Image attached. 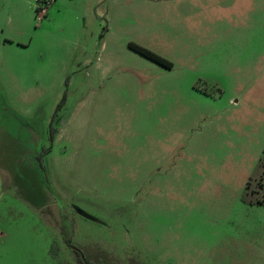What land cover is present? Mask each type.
Here are the masks:
<instances>
[{"label": "rangeland", "instance_id": "rangeland-1", "mask_svg": "<svg viewBox=\"0 0 264 264\" xmlns=\"http://www.w3.org/2000/svg\"><path fill=\"white\" fill-rule=\"evenodd\" d=\"M0 122V264H264V0H0Z\"/></svg>", "mask_w": 264, "mask_h": 264}, {"label": "crops", "instance_id": "crops-1", "mask_svg": "<svg viewBox=\"0 0 264 264\" xmlns=\"http://www.w3.org/2000/svg\"><path fill=\"white\" fill-rule=\"evenodd\" d=\"M4 40H5L3 42L4 45L15 44L18 47L23 46L22 43H20L19 41H16L13 37H5ZM101 50H103V47L101 48ZM152 64H154V63H152ZM154 65H156V64H154ZM156 66H158V65H156ZM164 70H166V69H164ZM171 70H167V71H171ZM119 94L120 93H118L116 91L109 92V91L105 90L100 95L102 96V98L111 97L113 99L112 101H114L115 98L120 97ZM82 105H84V104L82 103ZM73 113H74V111L72 112V114ZM68 122L69 121L67 120V118H63V117L56 120L57 126L54 127V129H55L54 138L55 137L58 138L60 136L61 131L66 127V124ZM0 130H1L0 131V163H1L2 162V160H1L2 155L6 154L5 150L3 149V147H5L7 144V139L5 138V135L7 134L6 124H3L2 122H0ZM3 133H4V136H3ZM130 145H131V141L129 139H124V141H121V140H117L114 136L107 135L104 138L103 148H102L100 154L103 157V160H107V161L111 160V158H114V156L116 154H125L126 156H130V154H131ZM149 145H156V146L160 147L159 151L157 153L150 154L149 156H147V158H144L145 160H143V162L141 161V163L143 164L144 170H146L150 173H157V171L161 170L163 168V166H165V165H163V163L166 162L168 159L169 153H168L167 144L163 140L157 139V140L152 141L151 144H149ZM121 147H123L122 150H121ZM2 168L3 167L1 166L0 167V174L1 175H2V171H1ZM150 173H149V175H150ZM1 189H2V186L0 185V194H1ZM1 235H2V233H0V236Z\"/></svg>", "mask_w": 264, "mask_h": 264}, {"label": "trees", "instance_id": "trees-1", "mask_svg": "<svg viewBox=\"0 0 264 264\" xmlns=\"http://www.w3.org/2000/svg\"><path fill=\"white\" fill-rule=\"evenodd\" d=\"M128 49H130L131 51H133L134 53H136L137 55L143 57L144 59L158 65L159 67L166 69V70H171L173 68L172 64L169 63L168 61H166L165 59L157 56L156 54L150 52L149 50L142 48L138 45L129 43L127 45ZM62 103L57 107V111L59 110V108L61 107ZM55 117V116H54ZM55 133V130L50 131V137L51 139H53V135ZM250 189V183L248 182L246 184V190ZM263 189V196L261 198L256 199L255 203L259 206H264V188ZM252 194H255L256 192H251ZM82 264H87L84 260H81Z\"/></svg>", "mask_w": 264, "mask_h": 264}, {"label": "water", "instance_id": "water-1", "mask_svg": "<svg viewBox=\"0 0 264 264\" xmlns=\"http://www.w3.org/2000/svg\"><path fill=\"white\" fill-rule=\"evenodd\" d=\"M82 216H84L85 218H87V219H90V217L89 216H87L86 214H82ZM71 249L72 250H74V251H77L78 252V250H76L75 248H73V247H71Z\"/></svg>", "mask_w": 264, "mask_h": 264}, {"label": "flooded vegetation", "instance_id": "flooded-vegetation-1", "mask_svg": "<svg viewBox=\"0 0 264 264\" xmlns=\"http://www.w3.org/2000/svg\"><path fill=\"white\" fill-rule=\"evenodd\" d=\"M78 254V252H76Z\"/></svg>", "mask_w": 264, "mask_h": 264}]
</instances>
